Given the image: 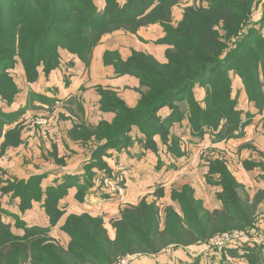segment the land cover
I'll return each mask as SVG.
<instances>
[{
	"label": "trees",
	"instance_id": "1",
	"mask_svg": "<svg viewBox=\"0 0 264 264\" xmlns=\"http://www.w3.org/2000/svg\"><path fill=\"white\" fill-rule=\"evenodd\" d=\"M115 1L117 0H113V5L117 7ZM7 2L10 1L4 3V10L0 7V64L18 52L28 77L31 75L30 68L33 67L32 73L35 76L32 74V77H29L30 82H33L40 71L41 60L38 58L45 60L46 73L54 69L53 65L48 63L52 57L53 47L45 45L40 47L39 44L41 41L49 40L53 34V14L57 12V0H12L14 2L12 5ZM75 2L80 4V9H74L78 15L66 22L68 24L66 28H73L75 24L77 28H81L79 15L86 12L87 30L76 29L70 35L72 41L66 40L67 45L63 48L87 61L92 49L104 36L102 29L107 19L109 21L118 18L123 21L129 16L128 11L131 9L125 11L124 8L119 10L117 8V13L114 11L115 15L112 16L108 7L100 13L91 0ZM207 2L209 3L207 7L186 8L183 18L176 26L171 24L172 12L167 0H158L150 11L151 15L165 13L164 17L159 16L160 19L157 21L165 28L166 34L162 42L170 46L166 53L167 62L161 63L152 55L139 51H134L126 61L117 60L115 63L117 74H132L140 79L143 88L141 98L137 106L132 108L114 92L104 93V108L114 110L116 117L111 123H101L94 131L99 140L105 139V143L95 150L94 161L88 165V170L98 166L96 162L102 159L109 149L124 147L131 139L130 132L133 126L142 129L147 138L160 135L164 141L169 131L168 126L172 124L174 118L160 119L158 116L160 109L173 106V102L182 100L180 96L188 92L198 80L209 88L207 91L209 107L205 110L196 106L191 118L193 130L200 132L202 126L216 128L226 125V129L223 126L224 130L222 129L219 135L230 134L232 131H229L228 125L238 126L241 123L240 113L230 101V77L226 72L223 74L219 70L225 68L228 60H235L234 68L243 77L252 95L250 86L260 82V67L264 69L261 59V53L264 52V37L260 36L253 41L255 34L251 30L246 31L252 15L253 0H207ZM71 3L73 4V2L69 4ZM14 4L18 6L14 7ZM123 14L126 17H123L125 16ZM133 14L132 19H135L137 13ZM5 15L11 18L5 20ZM121 16L123 18H120ZM97 34H100L99 37ZM230 43L233 46L231 48ZM226 50L231 54L223 58L222 53ZM237 54L240 56L237 57ZM18 91L11 78L6 79L4 85L0 84V94L9 103L14 100ZM6 121L8 120H0V129ZM12 136L16 137L15 132L7 134L6 144ZM17 185L20 186L22 183ZM54 192L57 193L50 198ZM66 193V190L59 189H53L48 193L49 198H46L45 205L52 223H55L62 214L57 205L59 199ZM180 200L183 206L186 205L184 199ZM225 207L227 211H231L233 204L229 202ZM183 209L184 212L189 210L187 207ZM188 214L186 213L183 219L177 216L179 226L188 225L198 229L205 222V216L202 220H195L190 212ZM172 217V214L168 217V230L171 229L169 221L174 220ZM189 217L192 218L190 221ZM158 225V209L146 202L136 207L122 209L120 217L113 223L116 230V237L113 239L109 236L101 217H94L89 213H73L62 226L70 236L69 244L64 247L47 235V229L26 227V234L23 237L15 236L11 226L0 220V264H116L125 254L140 253L144 251L142 248L151 250L152 244L149 240L153 239L150 235L158 231Z\"/></svg>",
	"mask_w": 264,
	"mask_h": 264
},
{
	"label": "crops",
	"instance_id": "2",
	"mask_svg": "<svg viewBox=\"0 0 264 264\" xmlns=\"http://www.w3.org/2000/svg\"><path fill=\"white\" fill-rule=\"evenodd\" d=\"M164 37L162 25L151 23L144 30H118L111 35H104L92 49L87 61L61 49L65 58L70 61L66 66L54 68L47 73L40 68L35 81L25 83V87L19 84L20 90L13 104L4 103L3 106L1 103L0 109L4 112L17 113L14 119L3 122L0 129V156L3 158L0 165V220L11 226L13 234L22 236L26 227H43L48 230L49 237L66 247L70 236L62 226L67 217L73 213H89L94 217L102 216L109 236L112 239L116 237V230L109 217H120L121 205L101 198L105 168L96 166L88 170V165L94 161L95 150L105 143V139L99 140L94 131L101 123H111L116 117L114 110L104 108L105 92H114L132 108L137 106L141 98L143 88L140 79L132 74H117V60L126 61L134 51H139L166 63V53L170 46L162 42ZM18 75L20 77L21 73ZM24 77L26 78V74ZM0 102L4 100L0 98ZM164 110L167 108H162L159 113L166 117L169 113ZM39 116L47 117V124H34L35 117ZM180 126L187 125L183 123ZM138 129V126L132 127L130 136L133 141L124 151L110 149L102 156L109 161L111 169L118 170L115 174L124 173L128 176L127 191L137 199V202H131L137 204L142 198L147 201L150 199L156 205L163 200L171 201L180 210L172 200L173 190L189 185L199 209L203 202L202 206L208 211L216 210L217 184L207 180L204 173L201 174L203 169L197 166L196 153H192L189 163L181 167L178 166L182 165L184 155L171 154L173 157L170 159L174 163L169 166L166 163L170 153L158 155L159 152L145 149L144 144H140L143 133ZM9 132H15L17 142H10L2 148ZM261 136L264 144V135ZM155 137L157 143H162L161 137ZM255 169L257 168L250 170L252 175L246 169L235 173L239 181L247 185L246 188L250 186L249 176L255 180ZM33 177H38L39 180L36 189L31 187ZM8 179L23 183L25 191L33 194L20 192L22 189L18 185L16 190L19 191L16 192L8 187ZM262 187L263 185L257 189ZM158 188L163 191L160 196L155 194ZM53 189L67 191L59 199L57 207L62 214L55 223H52L45 205L48 193ZM210 192L214 193L213 199ZM139 195L141 199L138 198ZM221 203L219 202V208ZM186 227L193 230L188 225ZM179 249L175 253L178 257L181 256L178 253L183 252V249ZM176 259L178 260H174Z\"/></svg>",
	"mask_w": 264,
	"mask_h": 264
},
{
	"label": "rangeland",
	"instance_id": "3",
	"mask_svg": "<svg viewBox=\"0 0 264 264\" xmlns=\"http://www.w3.org/2000/svg\"><path fill=\"white\" fill-rule=\"evenodd\" d=\"M6 1H10L7 2L9 5L14 3L12 0ZM6 1L0 0V7L3 10ZM117 1H115L116 7L113 5V0L110 2L107 0H91L92 4L97 7L100 13H103L108 7L109 11L112 12V16L115 15L114 11H116L117 8L118 10L124 8L125 11H127L128 8L131 9L128 11L129 16L123 21L118 18L109 21L107 19L105 23L109 24L107 26L105 24L104 28H101L102 34L104 33V35H111L118 30H129L131 32L144 30L151 23H160L157 21L160 19L159 16L164 17L165 15L164 12L153 15L150 14V11L158 3V0ZM70 2H73V4L71 3L70 5ZM167 2L170 4L169 8L172 12L171 24L174 26L183 18L186 8L191 6L207 7L209 4L207 0H167ZM79 5L80 4L75 2V0H57V12L53 14V34L49 40L41 41L39 44L40 47L42 45L53 47L52 57L51 60H48V63H51L54 68L66 66L67 62H70L61 51V49H65L63 47L67 45L66 40L72 41L70 35L76 29L80 31L87 30L86 26L88 25V19L86 12L79 15V25L81 28H77L76 24V28L75 26H73V28H66L68 25L66 22L69 21L70 18L78 15L74 12V9H80ZM17 6L18 4H14V7ZM133 13H137L135 19H132ZM123 17H126V15ZM123 17L121 16L120 18ZM10 18L11 16L5 15V20ZM161 25L165 32L164 25ZM19 27L17 28L18 30ZM248 30H251L255 34L253 41L260 36L264 37V0H253L252 15L246 31L248 32ZM88 34L91 35V33ZM99 35L97 34L98 37ZM229 47H233L232 43L229 44ZM230 54L231 52L226 50L222 53V57L225 58ZM239 56L240 54H237V57ZM42 59L43 58H38V60H41L39 68H42L44 71L46 70L47 64L45 60ZM261 59H263L264 67V52L261 53ZM235 66L236 61L230 59L225 64V68L219 70L222 71L223 74L226 72L230 77L231 100H229L234 103L235 109L241 116V123L238 126L228 125L229 131H232L230 134L224 133L219 135L223 126L224 129H226V125L216 128L202 126L200 132L195 130L196 133L193 130L191 118L196 106L198 109L205 110L209 107L207 104L209 99L207 91L209 88L199 80L188 92L180 96L182 100L173 102V106H165L167 110L164 111L166 113L168 112L169 115L164 117L161 113H158L159 118L162 120L174 118L172 124L169 126L167 125L169 131L166 139L164 141L161 140L162 143H157L155 136L153 138H147L146 134L142 132V129L138 127V130L143 133V140L140 144H144L143 147L145 149L148 148L153 152H159L158 155L164 152L170 153L168 155V163H166V160H163V163L169 166L174 163L173 159H170V157H173L172 155H184L182 165L180 164V166H178L181 167L189 163L192 153H196L197 166L203 169L201 174L204 173L207 180L217 184L216 188L218 191L215 198L217 199L218 208L216 210L208 211L202 206V201L199 209V206L196 204L197 200L193 193H190L191 188L189 185L181 187L180 190H173L172 200L175 201L180 210H177L175 206L172 205L171 201L164 202L163 200L156 205V203L150 199L147 201L145 198H139L141 197L140 195L138 198L141 200L137 204H133L131 201L137 202V199L135 200L131 197L127 191L128 176L124 173H118L119 175L115 174L118 170L116 171L114 168L111 169L108 166L109 161L103 158L96 162L99 167L105 168V177L102 180L104 190L101 194V198L111 200V202H119L121 211L131 206L136 207L145 202L150 205H155L156 209H158V231L151 234L150 237L153 240H149L152 244V249L142 248L144 251L140 253L125 254L118 259L116 264H119L122 259H128L130 264H168L170 262L173 264H264V144L261 142V135H264V111L262 112V109H264V69L260 67V82L255 84V86H250L251 95L244 83L243 77L236 68H234ZM32 70L33 67L30 68L31 75L29 77H32ZM19 73H21L20 77L18 75ZM25 74L26 78L24 77ZM34 76L33 74V77ZM29 77L18 52L17 55L12 56V58L0 64L1 85L5 84L6 79L11 78L16 84V89L20 90V86L25 87V83L30 82ZM18 92L16 94H18ZM0 98L3 99L1 94ZM14 101L15 99L9 103L4 100V102H0V107L1 103H3V106L4 103L11 105ZM212 101H214V98H212ZM192 106H194V108ZM16 114L17 113L14 112H4L0 109V120H12L15 118ZM39 119L49 120L45 116L35 117L34 124L39 121ZM183 123L187 126H180L183 125ZM157 136L160 137V135ZM7 140L8 139L1 145L2 148H5V145L10 144V142H17L15 136H12L11 140L8 141L9 143L6 144ZM132 141V139H129L124 147H118L116 149L118 151H124ZM142 145H140L141 148ZM0 155H2L1 151ZM117 164H120L119 161H117ZM255 167L257 168L254 171L255 180H253V177L249 176L250 181H248V183L250 186L246 188L247 185L241 183L235 173L245 171V169L250 172V170H253ZM1 171L2 170H0V179L2 178ZM251 173L252 172L248 174ZM88 177L90 178L89 174ZM118 178H121L119 182L122 186L121 191L105 186V181L107 179L116 182ZM7 182L8 187H11L16 192L19 191L16 190V185L19 183L18 181H10L8 179ZM38 183V177H33L31 180V187L36 189ZM261 185H263V187L257 189V187H261ZM20 188L22 189L20 192L33 194L30 191H25L23 183L20 185ZM162 192L163 191L158 188L155 194L160 196L163 194ZM213 194V192H210L211 199H213ZM180 198L185 200L186 205L183 206L181 204ZM228 201L233 204L232 212L226 210L225 206L229 204ZM219 202H222L221 208H219ZM183 207H187L189 210L184 212ZM189 212L193 217L195 214V220H202L203 216H205V222L198 229L191 230L187 227H182V225H178V217L182 219L186 213L189 215ZM170 214H172V219L174 218V220H171V222L169 221L171 229L168 230L167 224ZM197 215H199V217ZM97 217L102 218V216ZM118 217L119 216L109 217V221H111L112 225L118 220ZM191 219L192 218L189 217L188 220L190 221ZM42 229L46 228L42 227ZM25 234L26 230L22 236L17 234L14 235L23 237ZM179 248L183 249V252L181 251L182 253H178L181 255L179 256L180 258L175 254L178 252L177 250ZM175 258H178V260H174ZM157 259L158 261L155 262Z\"/></svg>",
	"mask_w": 264,
	"mask_h": 264
},
{
	"label": "built area",
	"instance_id": "4",
	"mask_svg": "<svg viewBox=\"0 0 264 264\" xmlns=\"http://www.w3.org/2000/svg\"><path fill=\"white\" fill-rule=\"evenodd\" d=\"M48 121V120H47ZM46 120H40L36 122V124H46L47 123ZM3 158L0 156V165L2 164ZM121 178H118L116 182L113 181H109L108 179L105 181V186L115 189V190H119L121 191L122 186L119 184ZM119 264H130V261L128 259H122L120 261Z\"/></svg>",
	"mask_w": 264,
	"mask_h": 264
}]
</instances>
